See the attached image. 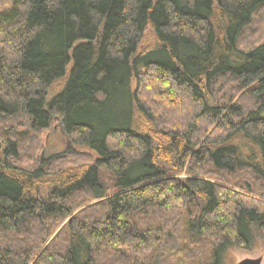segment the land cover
I'll list each match as a JSON object with an SVG mask.
<instances>
[{"label":"trees","instance_id":"obj_1","mask_svg":"<svg viewBox=\"0 0 264 264\" xmlns=\"http://www.w3.org/2000/svg\"><path fill=\"white\" fill-rule=\"evenodd\" d=\"M257 235L264 0H0V264H224Z\"/></svg>","mask_w":264,"mask_h":264},{"label":"rangeland","instance_id":"obj_2","mask_svg":"<svg viewBox=\"0 0 264 264\" xmlns=\"http://www.w3.org/2000/svg\"><path fill=\"white\" fill-rule=\"evenodd\" d=\"M62 82L63 80L58 81L55 84L54 89L57 90L61 86ZM167 97L169 104H166L165 97L158 96L157 98H159V101L162 103V105H172V103H179L180 96L177 94L172 92V94L168 95ZM36 140L35 152L39 154L42 153L46 157L64 152L70 146H73L72 141L65 134L63 126L59 120H55L49 128L36 135ZM259 256L263 257L261 264H264V237L261 235H257L253 245L248 248L237 245L229 247L225 252L223 263L236 264L238 261L244 258H256Z\"/></svg>","mask_w":264,"mask_h":264},{"label":"water","instance_id":"obj_3","mask_svg":"<svg viewBox=\"0 0 264 264\" xmlns=\"http://www.w3.org/2000/svg\"><path fill=\"white\" fill-rule=\"evenodd\" d=\"M262 260H263L262 256H259V257H256V258L247 257V258H244V259L238 261L236 264H261Z\"/></svg>","mask_w":264,"mask_h":264}]
</instances>
